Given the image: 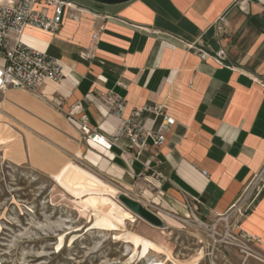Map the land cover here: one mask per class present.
I'll use <instances>...</instances> for the list:
<instances>
[{
    "label": "crops",
    "instance_id": "obj_1",
    "mask_svg": "<svg viewBox=\"0 0 264 264\" xmlns=\"http://www.w3.org/2000/svg\"><path fill=\"white\" fill-rule=\"evenodd\" d=\"M63 1L73 8L64 9L57 33L25 31V42L56 60L62 78L37 93H0V158L50 179L75 162L158 217L156 207L180 209L189 198L205 219L228 214L264 165L262 0ZM92 44V58H83ZM106 93L123 101L121 115L100 102ZM44 97L60 100L62 111ZM153 106L174 125L161 146L148 139L129 167L126 139L106 151L66 120L85 117L111 138L133 110L145 109L139 125L155 132L162 117L146 110ZM239 229L264 251V187Z\"/></svg>",
    "mask_w": 264,
    "mask_h": 264
},
{
    "label": "rangeland",
    "instance_id": "obj_2",
    "mask_svg": "<svg viewBox=\"0 0 264 264\" xmlns=\"http://www.w3.org/2000/svg\"><path fill=\"white\" fill-rule=\"evenodd\" d=\"M119 194L75 162L50 179L0 158V264H241L198 209L156 207V228Z\"/></svg>",
    "mask_w": 264,
    "mask_h": 264
},
{
    "label": "built area",
    "instance_id": "obj_3",
    "mask_svg": "<svg viewBox=\"0 0 264 264\" xmlns=\"http://www.w3.org/2000/svg\"><path fill=\"white\" fill-rule=\"evenodd\" d=\"M65 8L73 6L63 0H0V93L8 90H22L37 93V90L46 82H59L62 78L61 67L58 62L43 50L28 45L25 42V31L35 29L42 32L55 34L62 25V16ZM50 12V13H49ZM221 31L225 26V19L218 20ZM96 35L92 36L95 42ZM194 49L193 46H188ZM94 45L92 44L83 54V58H92ZM224 58V51L219 50L215 55L218 64ZM56 110L61 112L60 100L43 98ZM100 102L109 110L122 113L123 101L117 96L106 93L100 97ZM145 109L133 110L127 119L121 121V125L111 138L92 129L85 117L76 118L70 113L66 114V120L74 126L88 143L100 146L109 151L121 139L129 142L127 148L122 150V156L126 166H131L138 160L139 154L147 147L150 139L154 146H161L166 140L168 130L174 125V119L163 112L161 106H153L146 110L160 115L161 123L155 132L139 125V118ZM202 175H206L202 172ZM264 187V165L253 176L250 183L228 214L215 220L212 225L213 236L217 237L225 245L234 247L241 259V264L253 260L258 264H264V251L259 248L260 240L245 235L239 229L240 221L252 210L254 201ZM189 198V197H188ZM199 202L195 198L184 200V206L189 210L198 209ZM221 225L222 230L216 228Z\"/></svg>",
    "mask_w": 264,
    "mask_h": 264
},
{
    "label": "water",
    "instance_id": "obj_4",
    "mask_svg": "<svg viewBox=\"0 0 264 264\" xmlns=\"http://www.w3.org/2000/svg\"><path fill=\"white\" fill-rule=\"evenodd\" d=\"M91 1L104 5H118V4L127 3L132 0H91ZM117 201L120 204H122L127 210H129L132 214H134L135 216H137L139 219L146 222L147 224L156 228H164V224L162 220L152 211L147 209L139 201L128 197L126 194H120L117 197Z\"/></svg>",
    "mask_w": 264,
    "mask_h": 264
},
{
    "label": "bare ground",
    "instance_id": "obj_5",
    "mask_svg": "<svg viewBox=\"0 0 264 264\" xmlns=\"http://www.w3.org/2000/svg\"><path fill=\"white\" fill-rule=\"evenodd\" d=\"M262 2L264 3V0H262ZM1 141H2V140H1ZM97 146H98V145H97ZM99 147H100V146H99ZM119 195H120V194H119ZM119 195H118V196H119Z\"/></svg>",
    "mask_w": 264,
    "mask_h": 264
}]
</instances>
